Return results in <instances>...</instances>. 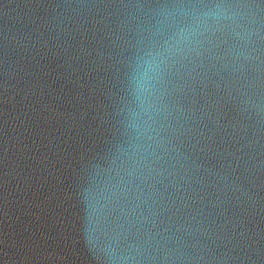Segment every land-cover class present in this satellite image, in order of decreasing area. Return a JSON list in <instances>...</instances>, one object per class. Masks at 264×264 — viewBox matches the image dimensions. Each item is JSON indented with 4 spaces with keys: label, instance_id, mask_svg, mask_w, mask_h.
I'll return each mask as SVG.
<instances>
[{
    "label": "water",
    "instance_id": "1",
    "mask_svg": "<svg viewBox=\"0 0 264 264\" xmlns=\"http://www.w3.org/2000/svg\"><path fill=\"white\" fill-rule=\"evenodd\" d=\"M0 264H264V0H0Z\"/></svg>",
    "mask_w": 264,
    "mask_h": 264
}]
</instances>
